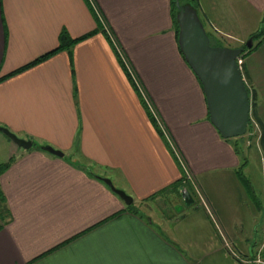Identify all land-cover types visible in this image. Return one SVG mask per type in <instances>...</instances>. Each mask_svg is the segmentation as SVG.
I'll use <instances>...</instances> for the list:
<instances>
[{"label":"crops","instance_id":"obj_1","mask_svg":"<svg viewBox=\"0 0 264 264\" xmlns=\"http://www.w3.org/2000/svg\"><path fill=\"white\" fill-rule=\"evenodd\" d=\"M195 1L210 41L242 46L262 28L264 0ZM94 2L205 204L156 222L128 212L103 181L139 208L179 191L184 173L88 0H0V127L32 143L25 150L0 132L11 215L0 264H264V190L245 176L238 138L210 123L171 0ZM63 31L83 39L51 54ZM250 57L264 128V43Z\"/></svg>","mask_w":264,"mask_h":264},{"label":"water","instance_id":"obj_2","mask_svg":"<svg viewBox=\"0 0 264 264\" xmlns=\"http://www.w3.org/2000/svg\"><path fill=\"white\" fill-rule=\"evenodd\" d=\"M175 3L178 9V46L203 87L210 123L223 139L240 138L247 133L251 114L249 92L237 65V58L245 50L212 46L197 10L181 5L179 0H175ZM0 132L25 150L32 147L30 141L20 139L5 128L0 127ZM48 151L59 157L64 156L53 148H48ZM103 181L127 206L134 204L133 198L115 188L111 180Z\"/></svg>","mask_w":264,"mask_h":264},{"label":"rangeland","instance_id":"obj_3","mask_svg":"<svg viewBox=\"0 0 264 264\" xmlns=\"http://www.w3.org/2000/svg\"><path fill=\"white\" fill-rule=\"evenodd\" d=\"M179 2L181 5L192 7L194 2L196 1L179 0ZM255 36L256 34L251 36L250 39L247 42H245L242 46H240L234 41H231L229 38L225 36L221 37V39L223 40L220 42L217 41L215 37L211 35L210 42L213 46H229V47L240 46L239 48H243L244 50H246L240 56V58L243 60V64L241 67L242 75L250 96L251 114H250L247 133L244 136L238 138V144L244 156L243 160L246 163L248 162V165H246L247 170L245 171V176L252 181L255 190L259 193L260 191L263 192L264 190V128L262 127L263 126L262 122L259 121L258 100L255 98L253 93L254 92L253 85L246 76V59L247 58L249 59V63L252 61L253 58L250 57V55L254 52L256 45L260 42L258 40L263 39L262 36L260 37V39L256 40L254 39ZM262 43H264V39ZM248 44H250L251 46L248 47ZM123 57L127 62V64L130 66L126 57L124 55ZM130 68L132 69L131 66ZM262 106L264 109V105ZM147 111L149 112L148 109ZM187 196L189 197L188 199L186 198ZM202 204H205L204 192L199 190V187L196 185V182H194L192 178L190 181H186L183 187H181L179 191H176V193H171V194L165 193V196L162 195L160 197H156L142 204L137 209H139L141 213L150 216L152 220H155L156 222L157 221L163 222L165 221L166 218L171 216H178L180 213L184 212L185 210H193L197 206H200L201 208ZM2 210L3 208L0 205L1 214H2ZM235 252H237V254L241 257V254L239 253L240 251H235ZM240 260L245 263H253L252 261L253 259L251 258L249 260L246 258L244 259V257H241Z\"/></svg>","mask_w":264,"mask_h":264},{"label":"built area","instance_id":"obj_4","mask_svg":"<svg viewBox=\"0 0 264 264\" xmlns=\"http://www.w3.org/2000/svg\"><path fill=\"white\" fill-rule=\"evenodd\" d=\"M96 18L98 19V21L102 24L103 26V30L105 31L106 35L109 37L110 41L113 43V45L115 46V48L117 49V51L119 52V56L122 58L123 62L125 63L128 71H129V75L130 77L132 78L133 82L135 83V86L137 87V89L139 90L140 92V95L143 99V102L145 104V106L147 107V109L149 110V113L151 115V117L155 120V122L157 123L158 125V128L162 134V136L165 138V140L167 141V144L170 146V148L172 149L175 157L177 158V160L179 161L181 167L183 168V173L185 175V179L186 181H190L192 179L187 167L185 166L180 154L178 153L177 149L175 148V146L173 145V143L171 142L170 138H169V135H168V132L167 130L165 129L163 123L160 121L157 113L155 112L151 102L148 100L147 98V95L146 93L142 90L141 86L139 85V82L134 74V72L132 71V69L130 68V66H128L127 62L125 61L124 57H123V54L121 52V49L120 47L118 46L116 40L114 39L111 31L109 30L107 24L105 23V20L99 10V8L97 7V5L95 4V2L93 0H88ZM242 64H243V60L238 57L237 58V65H238V68L240 70V72L242 73ZM190 183V182H189ZM257 263H261L260 260L257 261Z\"/></svg>","mask_w":264,"mask_h":264},{"label":"trees","instance_id":"obj_5","mask_svg":"<svg viewBox=\"0 0 264 264\" xmlns=\"http://www.w3.org/2000/svg\"><path fill=\"white\" fill-rule=\"evenodd\" d=\"M192 8L196 9L197 10V4L196 2H194ZM177 15H178V9L176 7V3H175V0H171V16H172V20H173V23H174V27H175V30H176V37H177V40H178V36H179V25H178V20H177ZM98 20V19H97ZM99 23V27H100V30L101 32H103L105 34V31L103 30V26L102 24L98 21ZM264 36V21H263V25H262V28L261 30L259 31V33L256 34V36L254 37V39H260V37ZM83 39V38H82ZM82 39H78V40H71L67 34L66 31H63L61 36H60V45H59V48L57 50H55L54 52H52L51 54L53 53H56L60 50H63L65 48H67V46L71 47L73 44L77 43L78 41L82 40ZM263 43L262 42H259L257 45H256V48L257 47H260ZM212 45V44H211ZM213 46V45H212ZM216 47H223V46H216ZM255 48V49H256ZM246 51V50H245ZM244 51V52H245ZM51 54H47V56L39 59L38 61H41L43 59H45L46 57L50 56ZM1 80V79H0ZM150 114V113H149ZM151 116V115H150ZM260 121V119H259ZM156 126H157V123H155ZM263 127V126H262ZM236 146H237V143H236ZM9 168V164L8 163H5V164H0V178L1 176L3 175V173ZM186 183V179H185V175H183V179H182V186ZM181 186V185H180ZM178 188V187H176ZM187 199L189 198L188 196L186 197ZM0 205L2 206L3 210H2V214L0 212V231L3 229V227L8 223V221L10 220L11 218V215L9 213V210L7 209V207L5 206V199H4V196H3V193L1 191V188H0ZM4 205V207H3ZM127 211L130 212V213H133L135 215H141V212L139 211V209H137V207H135L134 205H130L127 207ZM9 219V220H8Z\"/></svg>","mask_w":264,"mask_h":264}]
</instances>
